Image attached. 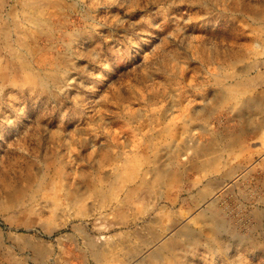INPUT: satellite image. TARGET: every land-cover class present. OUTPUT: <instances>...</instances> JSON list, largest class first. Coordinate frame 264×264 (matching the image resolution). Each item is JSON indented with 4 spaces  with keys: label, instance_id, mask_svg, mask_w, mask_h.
Listing matches in <instances>:
<instances>
[{
    "label": "rangeland",
    "instance_id": "obj_1",
    "mask_svg": "<svg viewBox=\"0 0 264 264\" xmlns=\"http://www.w3.org/2000/svg\"><path fill=\"white\" fill-rule=\"evenodd\" d=\"M0 264H264V0H0Z\"/></svg>",
    "mask_w": 264,
    "mask_h": 264
}]
</instances>
